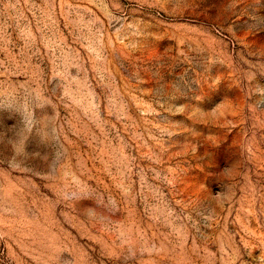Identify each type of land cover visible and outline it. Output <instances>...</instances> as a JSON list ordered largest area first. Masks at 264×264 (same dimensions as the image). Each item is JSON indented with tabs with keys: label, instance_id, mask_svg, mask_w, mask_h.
I'll return each instance as SVG.
<instances>
[{
	"label": "rangeland",
	"instance_id": "rangeland-1",
	"mask_svg": "<svg viewBox=\"0 0 264 264\" xmlns=\"http://www.w3.org/2000/svg\"><path fill=\"white\" fill-rule=\"evenodd\" d=\"M10 3L7 9L0 5V73H4L0 91L23 82L12 75L19 67L30 68L34 75L45 70L51 75L53 53L64 49L70 55L66 47L70 37L87 35L90 27L94 30V16L99 17L105 45L95 48L92 67L110 87L113 108L128 122L126 127L116 126L126 139L136 134L147 143L141 147L137 142L136 148L144 170L139 177L145 185L143 197L122 203L118 215L103 218L90 212L84 218L70 209L57 219L36 187L18 218L15 211L5 214L18 219L19 231L0 232V264H38L31 254L37 245L30 235L38 227H51L53 232L58 228L87 253L78 262L71 250L61 251L49 264H148L155 253L144 251L139 235L158 243L166 226L175 223L177 209L189 217L190 232L203 235L202 229L210 227L213 240L223 232L221 239L239 253L235 264H264V42L252 38L264 32L261 0H242L234 8L233 0ZM117 54L127 63L118 65ZM181 97H190L193 103L174 113L166 111ZM36 113L37 124L29 133L20 105L0 95V157L12 143L29 137L26 143L34 149L38 168L51 172L62 159V149L51 126L45 127L44 118L51 111ZM9 118L15 120L11 126ZM157 124L166 128L158 142L147 136V131L158 135ZM97 128L104 132L99 122ZM100 139L101 155L108 147L124 151L122 143ZM223 145L238 158L217 174L210 170L218 166L214 156ZM214 175L219 176L224 194L232 192L230 203L221 204V193L209 189L206 180ZM103 183L120 187L111 177ZM5 187L7 181L0 177V195ZM182 227L177 225L178 230ZM117 235L127 243L121 246L116 240L108 249ZM157 264L172 262L165 257Z\"/></svg>",
	"mask_w": 264,
	"mask_h": 264
},
{
	"label": "clouds",
	"instance_id": "clouds-1",
	"mask_svg": "<svg viewBox=\"0 0 264 264\" xmlns=\"http://www.w3.org/2000/svg\"><path fill=\"white\" fill-rule=\"evenodd\" d=\"M88 2L93 3L94 0ZM240 2L242 0H233L231 6L234 8ZM0 5L5 9L11 7L10 0H0ZM259 11L264 15V0H261ZM92 24L94 30L90 27L87 35L70 37L69 44L66 45L70 55H66L64 49H59V55L53 53L51 75L47 70L34 75L30 68L19 67L12 75L21 77L23 82L0 91V95L20 105L29 133L37 124L36 110L49 109L51 115L44 118L48 122L45 127L51 126L62 149V159L51 172L42 166L38 168L40 162L33 159L34 149L26 143L29 137L12 143L8 153L0 157V177L7 181V187L0 195V232L7 229V233L3 234L11 235L19 231L16 226L17 218L29 203L26 197L36 187L47 198L50 210L54 211L57 219L70 209L84 218H88L90 212L103 218L118 215L122 203L131 201L133 197H143L145 185L139 181V177L144 170L139 166L136 148L137 142L141 147L146 146L147 142L136 134L126 139L121 128L116 126V123H121L126 127L128 122L113 108L110 87L104 83L103 78L96 75L92 67L95 48L105 45L106 35L104 22L99 17L94 16ZM252 38L264 42V32ZM116 62L118 65L127 63L119 59L118 54ZM121 71L125 72V69L121 68ZM125 74L128 75L127 72ZM172 103L175 107H169L166 111L174 113L193 101L190 97H181ZM201 106L210 107L208 104ZM152 113L155 115L156 110L153 109ZM173 118L180 119L179 116ZM8 122L11 126L15 120L9 118ZM97 122L103 126V133L98 131ZM154 129L158 135L147 131V136L158 142L166 128L157 124ZM101 136L110 137L113 144L122 143L124 151L108 147L106 155H101ZM86 147L89 149L87 152L84 151ZM237 158L228 151L227 145H223L214 156L218 166L210 171L218 174ZM109 177L120 187L103 183ZM206 183L213 194L221 193V204L231 202L232 192L224 194L218 175L207 178ZM168 204L175 207L171 201ZM9 211H15L17 218L9 219L5 215ZM50 219L49 217L48 220ZM174 220L175 223L166 226V235L158 243H151L150 237L139 235L144 251L149 255L155 253L148 264H157L158 259L165 257L172 264H235L239 253L233 244L221 239L223 232L215 240L209 237L210 227L202 229L203 235L200 231L190 232L193 226L183 209L176 210ZM177 225L183 227L178 230ZM30 235H33L31 243L37 245L31 254L38 264H49L53 254L61 251L71 250L78 262L87 257L84 249L75 241H69L58 228L57 232H53L51 227L42 230L38 227ZM135 238L136 234H133V239ZM116 240L121 241V246L127 243L117 235L108 249L111 250L116 245ZM69 245L72 246L71 249ZM212 248H217V251H212Z\"/></svg>",
	"mask_w": 264,
	"mask_h": 264
}]
</instances>
